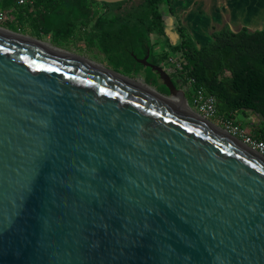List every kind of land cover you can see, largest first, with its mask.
<instances>
[{
    "label": "water",
    "instance_id": "95a60500",
    "mask_svg": "<svg viewBox=\"0 0 264 264\" xmlns=\"http://www.w3.org/2000/svg\"><path fill=\"white\" fill-rule=\"evenodd\" d=\"M8 32L0 264H264V157L194 113L150 51L135 59L169 96Z\"/></svg>",
    "mask_w": 264,
    "mask_h": 264
},
{
    "label": "trees",
    "instance_id": "16d2710c",
    "mask_svg": "<svg viewBox=\"0 0 264 264\" xmlns=\"http://www.w3.org/2000/svg\"><path fill=\"white\" fill-rule=\"evenodd\" d=\"M20 1L23 0H0V7L2 10H9L23 5ZM24 1L28 5L27 15H33L42 10H45L42 13L45 14L51 2L63 0ZM170 1L126 0L105 3L104 7L109 10L100 14V7L95 6L97 1L77 0L74 12L78 10L76 21L81 22L83 26L95 21L96 34L98 33L96 36L100 35L104 41L111 40L112 50H122L127 59L131 60L124 63L128 71L141 73L144 68L134 57L143 59L148 51L149 63L164 70L166 68L163 62L167 54H179L181 60H184L183 69L178 70L173 77L179 81L180 87L186 89L185 94L187 92L190 96L188 100L192 103L193 96L201 90L205 95L215 98L217 113L221 119L232 120L241 126L242 123L236 116L251 113L259 122L247 123L251 128L250 135L264 143V29L254 33L245 30L234 33L224 29L213 34L212 42L198 47L180 28V43L174 46L166 39L165 52L156 57L152 36L157 34L166 37V19L161 8L169 6ZM168 11L169 14L172 13L171 6ZM110 23L113 31L107 29ZM145 70L146 82L155 83L156 78L159 79L151 69ZM191 80L194 82L191 83ZM173 83L179 89L178 84L174 81ZM162 87L169 93L164 85Z\"/></svg>",
    "mask_w": 264,
    "mask_h": 264
},
{
    "label": "rangeland",
    "instance_id": "374dc122",
    "mask_svg": "<svg viewBox=\"0 0 264 264\" xmlns=\"http://www.w3.org/2000/svg\"><path fill=\"white\" fill-rule=\"evenodd\" d=\"M76 3L77 0L51 2L49 7L46 9L45 14H42L45 11L42 10L38 14L33 15H27L26 10L29 11L27 4L19 5L9 10H2L0 7V15L2 16V20H0V29L6 31L8 30L15 34L29 38L30 40L45 46V48H53L55 50L64 51L69 55L74 56L81 62L94 67L103 68L107 71L129 78L136 84L146 89L144 85L145 83L146 86L148 85L149 88L153 89L150 90V92H157L166 96L170 95V93H167V91L163 89V83L160 79L157 80L156 78L155 83L150 81L149 83L146 82L145 78L147 72L145 69H147V67L144 65H142L144 68L143 71L139 74L134 71L131 72L126 70L124 63H128L131 60L129 58L127 59L122 50H112L113 42H111V40L104 41L101 39L100 35L96 36L98 34H96L97 30L91 34L86 33L85 29H83L85 26H83L81 22L76 21V15L79 13L78 10L74 12L75 6L77 5ZM97 3L95 6L100 7V14L109 10L104 7L105 3L98 1ZM93 10L95 11V7ZM161 11L163 14H167V7L163 6ZM91 23L94 24L95 21ZM107 29L109 30V27ZM165 33L166 37L153 34V38L155 40L154 53L156 57H160L165 52V48L167 46V41L164 42L165 39H169L174 46L180 43L178 34L171 31L170 27L166 29ZM180 61L181 56L179 54L168 53L163 64L166 68L165 70L169 72L173 81L178 84L179 90L184 92L186 89L180 87L179 81L173 77L176 76L175 73H177V70L175 69L176 66L180 64ZM185 96L187 99L190 98L187 92ZM172 103L187 111L191 109L194 113H197V111L188 104L190 106L189 109L185 101L181 98L172 99ZM236 119L241 121L242 127L249 134L251 133V128L247 126V123L259 122L258 118L254 117L251 113L238 114ZM211 121L213 124L223 129L217 119Z\"/></svg>",
    "mask_w": 264,
    "mask_h": 264
},
{
    "label": "crops",
    "instance_id": "0c3cea01",
    "mask_svg": "<svg viewBox=\"0 0 264 264\" xmlns=\"http://www.w3.org/2000/svg\"><path fill=\"white\" fill-rule=\"evenodd\" d=\"M169 6L164 14L166 29L178 34L181 28L198 47L212 42L213 34L224 29L234 33L264 29V0H171Z\"/></svg>",
    "mask_w": 264,
    "mask_h": 264
},
{
    "label": "built area",
    "instance_id": "2783aa9c",
    "mask_svg": "<svg viewBox=\"0 0 264 264\" xmlns=\"http://www.w3.org/2000/svg\"><path fill=\"white\" fill-rule=\"evenodd\" d=\"M20 3L23 4L24 1H20ZM0 20H2L1 15ZM183 63L184 60H181L180 64L176 66L175 70H177V72L183 69ZM192 82H194V80H191V83ZM191 106L197 111V114L202 116L205 120L212 122L211 120L217 119L223 128L222 130L242 142L252 151L264 157V143L254 139L241 125L235 124L234 121L221 119L217 113L216 100L214 97L205 95L199 90L193 96Z\"/></svg>",
    "mask_w": 264,
    "mask_h": 264
},
{
    "label": "bare ground",
    "instance_id": "6f19581e",
    "mask_svg": "<svg viewBox=\"0 0 264 264\" xmlns=\"http://www.w3.org/2000/svg\"><path fill=\"white\" fill-rule=\"evenodd\" d=\"M0 31H2V32H5V33H7V34H10L8 31H6V30H1L0 29ZM11 35V34H10ZM25 40H29V41H32V40H30L29 38H25ZM35 42V41H34ZM35 43H37V42H35ZM39 44V43H38ZM131 83H133V84H135L136 86H138V87H140V88H143V89H145L144 87H141L140 85H138V84H136L134 81H132ZM144 83V82H143ZM144 85H145V87H146V91H148V92H150V90H153V89H151V88H149L148 86H146V84L144 83ZM150 93H153V94H155V95H157V93L156 92H150ZM174 98H178V99H180V97L179 96H174L173 98H171V102H172V99H174ZM175 100H177V99H175ZM181 109H183V108H181ZM183 110H185V109H183ZM187 111V110H186ZM226 133V132H225Z\"/></svg>",
    "mask_w": 264,
    "mask_h": 264
},
{
    "label": "flooded vegetation",
    "instance_id": "af4514ba",
    "mask_svg": "<svg viewBox=\"0 0 264 264\" xmlns=\"http://www.w3.org/2000/svg\"><path fill=\"white\" fill-rule=\"evenodd\" d=\"M24 1V0H23ZM23 4H26V2L24 1V3ZM96 23V22H95ZM88 24V25H86L83 29H85V31H86V33H88V34H91V33H93L94 31H95V27H96V24Z\"/></svg>",
    "mask_w": 264,
    "mask_h": 264
}]
</instances>
